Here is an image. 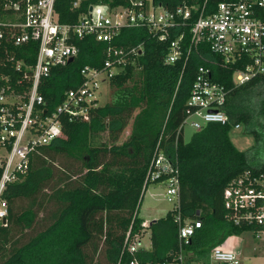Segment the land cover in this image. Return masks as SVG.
<instances>
[{"label":"trees","instance_id":"16d2710c","mask_svg":"<svg viewBox=\"0 0 264 264\" xmlns=\"http://www.w3.org/2000/svg\"><path fill=\"white\" fill-rule=\"evenodd\" d=\"M71 1H55L59 22H73L88 4L100 2L114 6L125 2L79 0V7L72 8ZM176 1L179 0H159L167 5ZM218 1L233 0H205V4L211 7ZM75 43L78 46L76 56L63 66L51 67L49 74L39 82L47 112L61 100L65 90L81 82L79 69L83 65L101 66L105 58V43L91 37ZM112 43L118 47L141 43V50L131 63L110 78L112 89L107 101L91 108L84 119L68 121L61 116L62 137L40 148V153L31 159L23 181L5 188L2 196L7 204V214L5 224L0 223V264H26L30 261V264H85L81 246L91 234L83 221L85 214L92 210L105 213L99 217V228L101 223L103 227L98 234H102L105 242L103 254L110 264H129L131 258L136 259V264L171 262L179 245L175 214L180 222L196 220L199 223L187 240L181 242L184 264L191 261L207 264L210 250L222 239L244 229H256L253 225H234L228 219L229 212L223 207V190L231 180L245 173L254 175L262 169V163L251 164L246 154L235 148L228 133L231 124L252 119L253 109L239 110L234 102L241 94L264 86V74L232 87L231 73L237 65L223 68L204 62L203 58L217 61V56L205 46L190 52L183 67V57L172 64L164 63L166 44L150 39L143 29L123 28ZM8 48L15 52V58L33 61V43ZM3 55L0 53V73L8 72V64L2 66ZM201 64L210 67L212 80L230 88L224 111L231 122L202 125L184 141L181 130L178 133L176 130L187 115L185 101L196 68ZM127 110H133V113L126 123L125 138L113 135L117 141L110 142L105 133L122 129L118 115ZM254 111L264 120V94ZM159 136V145L178 169V204L176 209H168L163 216L143 227V220L137 217V208L147 185L145 178ZM107 154H115L114 163L103 157ZM57 156L76 162L77 167H72L74 164L58 165L56 173L51 160ZM101 157L103 162L98 161ZM44 190L49 191L48 201H53L55 207L49 221L25 240L14 238V230L21 232L33 228L41 210L35 211L33 207L18 210L15 201H33ZM68 222L74 227L70 235L65 240L55 241L56 232ZM143 228L149 231L148 248L137 247L133 254L128 253L125 233L128 231L132 236ZM42 250L48 251L49 255L42 258ZM262 250L264 252V237Z\"/></svg>","mask_w":264,"mask_h":264},{"label":"built area","instance_id":"2783aa9c","mask_svg":"<svg viewBox=\"0 0 264 264\" xmlns=\"http://www.w3.org/2000/svg\"><path fill=\"white\" fill-rule=\"evenodd\" d=\"M56 0H1L0 53L2 66L8 72L0 73V223L5 224L7 204L2 196L9 184L24 180L29 164L40 148L53 139L62 137L60 117L68 121L86 118L97 104V95L109 80L119 73L135 54L141 43L118 47L112 43L123 28L143 29L150 39L166 44L163 62L172 64L183 57L182 67L190 52L205 46L217 56L218 64L226 68L237 65L231 73L232 87L244 84L264 74V0L218 1L207 6L205 0H179L172 5L159 0H125L110 6L107 3L88 4L73 22L61 23L55 10ZM72 8L79 0L71 1ZM90 7V9H89ZM158 10V11H156ZM186 30V32H184ZM187 33V34H186ZM91 37L105 43L101 66L83 65L79 69L81 82L64 91L52 110H46L39 91L41 78L51 67L63 66L76 56V40ZM33 43L32 62L15 58L8 47ZM180 77V76H179ZM176 81V86L179 82ZM175 86V88H176ZM101 87V88H100ZM230 88L211 79L210 67L198 65L185 101L186 117L201 119L190 122L194 130L207 123L230 124L224 111ZM185 117V118H186ZM181 124L176 133L182 130ZM239 123L231 124V128ZM154 147L145 182H163L164 196L176 209L178 204V169L159 144ZM261 171L245 173L231 180L223 190V207L234 225H253L255 238L264 237V161ZM177 237L178 251L171 262L157 264H184L181 242H185L198 226L196 220L180 222ZM147 221L141 225L146 227ZM139 233H125V250L133 254L139 247ZM264 264V252H262ZM131 258L129 264H136ZM207 264H240L234 253L213 247Z\"/></svg>","mask_w":264,"mask_h":264},{"label":"rangeland","instance_id":"374dc122","mask_svg":"<svg viewBox=\"0 0 264 264\" xmlns=\"http://www.w3.org/2000/svg\"><path fill=\"white\" fill-rule=\"evenodd\" d=\"M111 89L112 87L109 85H106L103 89H101V92L97 95V104L101 105L107 101ZM263 94L264 86H257L252 90V92L249 91L248 93H243L237 98V100H235L234 106L239 110H249V108L253 109L252 119L249 122H239V127L231 128L228 133L229 139L236 149L243 151L248 156L250 154L253 155L256 160L264 159V120H261L254 111L259 98ZM132 113L133 110H127L121 115H118V118L122 123V129L119 132H106L105 136L107 140L110 142L117 141V139L113 138V135L120 139L125 138L124 135L127 132L126 123ZM193 121L202 123L199 117L188 115L183 121L181 128V135L184 141H187L191 133L194 131L190 125V122ZM103 157L108 158L110 162L114 163L113 160L116 156L115 154H107L103 155ZM103 157L98 159V161L103 162ZM122 158L124 161L126 160L125 157ZM75 163L76 162H73L63 156H57L51 160V164L55 167L56 173V166H70L74 164L72 167L75 166L76 168L77 166ZM99 168L100 165L97 166V169ZM48 192V190H44V192L33 201L27 199H19L15 201V206L18 210H22L27 207H33L35 211L38 209L40 210V208L41 210L37 214V220L33 228L30 230L22 229L21 232L17 229L14 230L12 233L14 238L20 237L21 240H25L27 237L41 230L45 226L46 222L49 221L55 207L53 205V201H48ZM168 209H171V204L165 199L164 183L160 181L148 183L140 196L137 208V217L141 219L143 217L152 219L153 217L163 215ZM103 214H105L103 210H92L91 212L85 214L83 224L87 229H89L91 234L89 240L85 241L81 246L85 264H110L107 262L103 254L105 242L103 241L102 234H98V232L102 231L103 223H101V229L99 228V223ZM73 228V224L68 222L63 229L56 232L57 235L55 241L67 239ZM254 235L255 233H253L250 229H244L238 234L225 237L218 244H216V247L234 253L240 264H261L263 262L262 238H255ZM138 238L140 240L139 247L147 248L149 246L148 229H141ZM54 244L55 242H53V245ZM45 255H49V252L42 250V258H44ZM25 263L30 264L31 261ZM194 263L198 264L197 261H194Z\"/></svg>","mask_w":264,"mask_h":264},{"label":"crops","instance_id":"0c3cea01","mask_svg":"<svg viewBox=\"0 0 264 264\" xmlns=\"http://www.w3.org/2000/svg\"><path fill=\"white\" fill-rule=\"evenodd\" d=\"M246 157L248 158V160H249V162L251 163V164H253V165H257V164H261L263 161H264V159H255V157L253 156V155H246ZM164 215V214H163ZM163 215H161V216H163ZM161 216H157V217H153L152 219H156V218H158V217H161ZM142 220L143 221H150L151 219H149L148 217H143L142 218ZM148 248V247H147ZM198 263V262H197ZM189 264H196V263H194V261L192 262H190ZM199 264V263H198Z\"/></svg>","mask_w":264,"mask_h":264},{"label":"water","instance_id":"95a60500","mask_svg":"<svg viewBox=\"0 0 264 264\" xmlns=\"http://www.w3.org/2000/svg\"><path fill=\"white\" fill-rule=\"evenodd\" d=\"M89 9H90V7H89ZM69 61H71V58L68 59V62H69ZM154 220H155V219H151L150 221H148V224H147V225H149V223L152 222V221H154Z\"/></svg>","mask_w":264,"mask_h":264}]
</instances>
